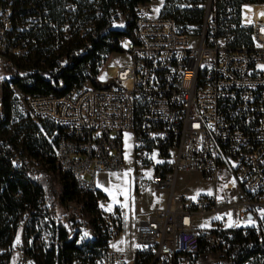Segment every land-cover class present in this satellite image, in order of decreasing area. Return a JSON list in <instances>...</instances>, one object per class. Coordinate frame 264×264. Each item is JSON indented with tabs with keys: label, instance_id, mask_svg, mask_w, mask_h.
Returning a JSON list of instances; mask_svg holds the SVG:
<instances>
[{
	"label": "built area",
	"instance_id": "built-area-1",
	"mask_svg": "<svg viewBox=\"0 0 264 264\" xmlns=\"http://www.w3.org/2000/svg\"><path fill=\"white\" fill-rule=\"evenodd\" d=\"M11 1L0 0V57L12 62ZM245 1L205 0L193 25L140 2L117 20L131 23V35L109 39L129 55L111 82L61 94L21 92L25 114L52 123L46 137L79 194L96 193L98 171L125 170L124 134L131 141L133 188L148 183L168 191L166 203L143 217L97 196L91 215L97 228L79 204H65L79 236L93 237L97 230L107 236L96 264H197L200 242L219 251L231 230L251 229L264 239V18L244 22ZM22 53L19 47L16 56ZM2 144L8 142L0 135ZM12 163L19 167L23 159ZM180 171L197 172L212 190H177ZM204 216L209 227L196 223ZM49 226L35 209L21 214L15 240L22 244L13 240V264H37L27 250L50 238ZM118 236L129 239L126 250L109 247ZM7 250L0 247V254Z\"/></svg>",
	"mask_w": 264,
	"mask_h": 264
},
{
	"label": "trees",
	"instance_id": "trees-1",
	"mask_svg": "<svg viewBox=\"0 0 264 264\" xmlns=\"http://www.w3.org/2000/svg\"><path fill=\"white\" fill-rule=\"evenodd\" d=\"M150 0H13V28L9 43L13 47L9 77L1 90L0 135L7 144L0 145V264H7L15 252L11 245L18 230L17 223L25 210L50 220V238L27 253L37 264H96L107 236L97 230L88 237L76 229L75 221L65 204L80 205L84 216L97 228L96 193L79 194L75 181L60 171L55 160L54 141L46 137L53 125L47 120L33 121L18 115L13 88L23 94H61L81 85H93L111 52L123 51L110 38L131 35V23L124 30L114 24L124 11H131L140 2ZM205 0H163L160 14L178 24L193 25L203 14ZM263 2L264 0H247ZM21 56H16L18 48ZM17 117H16V116ZM23 159L19 167L14 157ZM42 208V210H40ZM225 248L219 250L217 264H264V239L251 229H234ZM217 252L199 244L198 252Z\"/></svg>",
	"mask_w": 264,
	"mask_h": 264
},
{
	"label": "rangeland",
	"instance_id": "rangeland-1",
	"mask_svg": "<svg viewBox=\"0 0 264 264\" xmlns=\"http://www.w3.org/2000/svg\"><path fill=\"white\" fill-rule=\"evenodd\" d=\"M152 7L155 12L159 11L162 7L163 0H150ZM264 2H254V1H245L241 4V19L244 22H250L254 20H261L264 18ZM125 24L122 22H116L114 24L115 29L124 30ZM5 57V56H4ZM0 57V83L5 81L8 77V69L13 66V61L11 62L10 56L8 57ZM129 60L128 53L123 51H115L111 52L108 55V58L105 64L101 67L100 72L98 74V80L102 84H108L114 78L118 66L124 63H127ZM3 61V62H1ZM89 80H85L82 85H89ZM125 87H131V81H126L123 83ZM13 88V92L16 99L15 107L18 111V115L25 116V110L23 107V96L21 92L15 88ZM0 99H1V91H0ZM17 115V116H18ZM16 116V115H15ZM16 116V117H17ZM131 141L129 134L123 135V154L125 159V170L124 171H98L96 174V185L99 189H102L106 192L109 202H113L114 205H124L126 207H131V210L136 211L138 216H142L141 209L148 206V200L150 198L149 194L143 190L142 186L135 191L136 194H139L140 197L135 198L131 194H129V190H131V186L129 183V175L128 170L131 168ZM88 177V175H85ZM175 186L177 190H189L188 192L198 191V192H210L212 190V183L204 180L199 176L197 172L194 171H180L177 173ZM133 190H135L133 188ZM107 198V199H108ZM209 216H204L202 219H197L196 223L199 226L209 227L210 222ZM228 223V222H227ZM123 238L122 236H118L113 241L109 242L110 248H116L118 240ZM15 240V238H14ZM16 245H21L19 238L15 240ZM24 243V241H23ZM128 246V243H127ZM18 250L12 254L9 264H13L14 260L17 259ZM219 252H203L196 256L197 264H217L220 262Z\"/></svg>",
	"mask_w": 264,
	"mask_h": 264
},
{
	"label": "crops",
	"instance_id": "crops-1",
	"mask_svg": "<svg viewBox=\"0 0 264 264\" xmlns=\"http://www.w3.org/2000/svg\"><path fill=\"white\" fill-rule=\"evenodd\" d=\"M129 183H130V186H131V190H129V194H131L135 198L140 197L139 194H136L135 193L136 190H133V181H132V178H131L130 175H129ZM142 188L150 196V198L148 200V206L141 209V213L140 214H142V217H143L148 212H150L151 210H153L154 208L161 207V206H163L166 203L167 198H168V191L165 188H154L153 186H151L148 183H144L142 185ZM100 190L108 198L106 192L104 190H102V189H100ZM179 191L188 192L189 190H179ZM196 192H198V191L197 190L196 191H194V190L192 191V193H196ZM108 200H109V198H108ZM110 203H113V202H110ZM121 206L123 208H125V209H128L129 211H132L131 210V207H126L123 204ZM127 243L129 245V239L126 236H123V238H121L120 240H118L117 247L116 248H111V249H113V250H126L128 248Z\"/></svg>",
	"mask_w": 264,
	"mask_h": 264
},
{
	"label": "snow or ice",
	"instance_id": "snow-or-ice-1",
	"mask_svg": "<svg viewBox=\"0 0 264 264\" xmlns=\"http://www.w3.org/2000/svg\"><path fill=\"white\" fill-rule=\"evenodd\" d=\"M261 15H264V13H261ZM85 235H87V234H85Z\"/></svg>",
	"mask_w": 264,
	"mask_h": 264
}]
</instances>
